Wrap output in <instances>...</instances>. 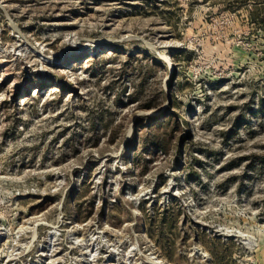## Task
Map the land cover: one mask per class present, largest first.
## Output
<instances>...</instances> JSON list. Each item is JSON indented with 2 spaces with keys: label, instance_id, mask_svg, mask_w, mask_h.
Returning <instances> with one entry per match:
<instances>
[{
  "label": "rangeland",
  "instance_id": "rangeland-1",
  "mask_svg": "<svg viewBox=\"0 0 264 264\" xmlns=\"http://www.w3.org/2000/svg\"><path fill=\"white\" fill-rule=\"evenodd\" d=\"M222 6L0 0V264H264V31Z\"/></svg>",
  "mask_w": 264,
  "mask_h": 264
},
{
  "label": "trees",
  "instance_id": "trees-1",
  "mask_svg": "<svg viewBox=\"0 0 264 264\" xmlns=\"http://www.w3.org/2000/svg\"><path fill=\"white\" fill-rule=\"evenodd\" d=\"M221 3H223V6L221 9L223 10H227L230 12H234V13H239L241 11H245L247 13V18L250 22V24L255 25L257 28H259L260 30L264 31V0H218ZM155 2V1H154ZM152 54L151 55H146L144 54V57H139V59H137L135 56L130 55L128 56L127 60L129 62H131V60L135 59L137 60V65H136V69H137V73L134 74L135 77H139V81L137 83H135V91L132 94H129L127 96V98H129L132 101H139L140 102V106L142 108H153L156 106V102H154V100L157 98V96L151 98L148 101H145L142 99V97H144L145 95V91L147 89V84L149 83L150 77L152 75V71L154 69V66H150V58H152ZM79 57L78 60L80 61L82 58L81 56H77ZM91 57L90 61V74H92L95 77H98V80L101 81L102 77H100L101 75H98V70L102 71L101 74L105 73L107 70H103L104 69V63H102V58L98 57V56H89ZM126 69V64H122L120 69H119V73L120 75H123V73H125ZM56 80V81H62L61 78H51V80ZM50 83V82H49ZM58 83V82H56ZM32 85V84H31ZM25 86L24 92L25 93H29V89L30 86ZM38 87H42L43 83L38 82L36 84ZM69 86L71 85L70 83L68 84ZM61 89H68L67 85H65V83L60 84ZM71 87H69L70 89ZM125 90V89H124ZM122 95L123 93L118 94L117 98H116V102L119 103L120 101H122ZM174 105V102H173ZM87 110H89L92 113V117H91V125L96 128L97 127V120H98V112L100 110V106L97 107V109H90L87 108ZM108 112V111H107ZM106 112V113H107ZM173 114L171 113H167L165 114L163 117L164 119H162L161 121L157 122V126L159 127H164V126H168L170 123H175L176 125L179 123L176 119L172 118ZM159 117H153L152 120H156L158 121ZM155 144H157L159 146V142L155 141Z\"/></svg>",
  "mask_w": 264,
  "mask_h": 264
},
{
  "label": "crops",
  "instance_id": "crops-1",
  "mask_svg": "<svg viewBox=\"0 0 264 264\" xmlns=\"http://www.w3.org/2000/svg\"><path fill=\"white\" fill-rule=\"evenodd\" d=\"M212 256H213V254H212ZM215 257L218 259V255H217V254H216V255L214 254V256L212 257L213 260H214V262H215L216 264H220L221 261H218V262H217ZM220 257H222V256H220ZM215 263H214V264H215Z\"/></svg>",
  "mask_w": 264,
  "mask_h": 264
}]
</instances>
